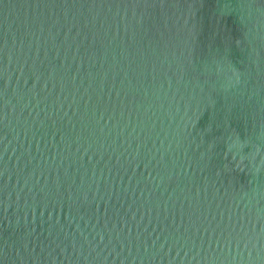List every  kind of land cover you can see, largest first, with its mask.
<instances>
[{
  "label": "water",
  "instance_id": "95a60500",
  "mask_svg": "<svg viewBox=\"0 0 264 264\" xmlns=\"http://www.w3.org/2000/svg\"><path fill=\"white\" fill-rule=\"evenodd\" d=\"M0 264H264V0H0Z\"/></svg>",
  "mask_w": 264,
  "mask_h": 264
}]
</instances>
